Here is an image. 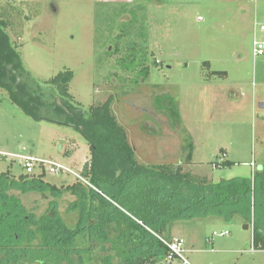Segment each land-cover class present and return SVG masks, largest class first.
<instances>
[{
    "label": "rangeland",
    "instance_id": "obj_1",
    "mask_svg": "<svg viewBox=\"0 0 264 264\" xmlns=\"http://www.w3.org/2000/svg\"><path fill=\"white\" fill-rule=\"evenodd\" d=\"M9 5L23 12L16 30L22 37L11 32L10 39L31 82L42 85L71 70L70 93L85 108L114 96L113 112L139 164L181 166L210 184L264 171V56L253 55L254 20L264 19V0H0V12ZM126 9L136 17L127 25L133 36L149 42L150 77L137 84L135 74L116 65L124 52L107 55L125 28L120 22L129 20L126 14L120 18ZM31 109L0 87V150L56 161L80 175L91 159L88 141L62 116L54 115L50 122L42 119L46 108L33 110L35 116ZM169 110L179 118L170 117ZM189 144L194 146L191 163L184 150ZM218 161L234 165L216 168ZM21 162L15 159L4 169L10 166L19 177L25 174ZM77 180L68 173L45 179L58 187ZM143 187H134L137 194ZM262 190L250 220L241 210L223 214L220 208L205 207L193 219L175 223L171 240L184 239L187 264H264V243H254L257 225L264 232ZM14 194L37 217L55 201L37 193ZM75 200L70 194L57 200L70 227L77 223V212H68ZM222 232L229 234L222 237ZM95 255V264H102L106 254ZM157 264L184 262L160 259Z\"/></svg>",
    "mask_w": 264,
    "mask_h": 264
},
{
    "label": "trees",
    "instance_id": "obj_2",
    "mask_svg": "<svg viewBox=\"0 0 264 264\" xmlns=\"http://www.w3.org/2000/svg\"><path fill=\"white\" fill-rule=\"evenodd\" d=\"M22 13L11 5L0 12V87L9 91L17 104L23 102L27 109L32 106L31 116H35L36 108H46L48 114L43 120L54 122V115L62 116L67 125L85 137L91 159L80 176L93 187L79 178L72 185L58 187L45 181L46 172L17 177L10 166L0 171V264H95L98 255L95 252L100 251L106 254L102 256V264H157L169 252L157 236L170 241L175 223L193 219L205 207L220 208L223 214L241 210L250 220L248 214L264 188V171L251 178L210 184L207 179L199 180L184 172L181 166L174 170L170 165L139 164L128 133L113 112L114 96L98 106L85 108L70 93L74 79L71 70L61 72L42 85L31 82L22 66L18 47L10 39L11 32L22 37L16 31L17 16L22 18ZM125 14H130L127 9L120 13V18ZM131 15L129 20L120 22L125 28L120 29L113 40L114 52L108 51L107 55L124 52L117 58L116 65L126 74H135L133 83L137 84L139 79L148 80L151 63L148 62V38L133 36L127 27L135 22L134 13ZM154 64L158 66L157 62ZM39 104L42 107H38ZM169 111L170 117L179 118ZM35 119L41 120V117ZM193 148V144L184 148L189 163ZM225 154L223 151L222 156ZM233 165L230 161L215 163L216 168ZM139 183L144 187L137 194L134 187ZM13 192L37 193L55 201L50 202L44 215L37 217ZM67 194L76 197L68 208L70 213L77 212V223L73 227L63 219L57 202ZM233 206L236 208L232 209ZM65 217L71 220L70 215ZM120 227L131 230V233L127 231L130 235L125 233V240L121 234H108L117 232ZM132 236L135 237L133 244ZM261 242L264 243V235L257 227L255 246Z\"/></svg>",
    "mask_w": 264,
    "mask_h": 264
},
{
    "label": "built area",
    "instance_id": "obj_3",
    "mask_svg": "<svg viewBox=\"0 0 264 264\" xmlns=\"http://www.w3.org/2000/svg\"><path fill=\"white\" fill-rule=\"evenodd\" d=\"M252 3H256L257 0H250ZM264 35V19L254 20V41H253V55L255 58L264 56V39L262 36ZM21 160V165L25 171V174H41L46 172L47 174L59 175L63 173L73 174L77 176L80 180H82L86 185L93 187L88 181L84 180L80 175L76 174L73 170H70L67 166L44 158H37L34 156H26V155H14L5 153L0 150V171H3L8 162L12 164V161ZM11 160V161H10ZM10 164V165H11ZM228 232H222L220 236H227ZM214 235H217L215 233ZM160 240L168 247L169 252L166 256L165 260L167 262H172L175 260H182L184 264H187L188 261L184 256V239L181 238H173L172 240H164L160 238Z\"/></svg>",
    "mask_w": 264,
    "mask_h": 264
},
{
    "label": "crops",
    "instance_id": "obj_4",
    "mask_svg": "<svg viewBox=\"0 0 264 264\" xmlns=\"http://www.w3.org/2000/svg\"><path fill=\"white\" fill-rule=\"evenodd\" d=\"M264 192V191H263ZM258 200H259V196H258ZM253 206L256 208V205H254L253 204ZM127 213V212H126ZM129 216H131L129 213H127ZM133 218V217H132ZM134 220H136L135 218H134ZM139 224H141L143 227H146L145 225H143L142 223H139ZM257 224V223H256ZM257 227L259 228V231H260V233L263 235L264 234V232L262 231V229H261V227H259L258 225H257ZM117 228H119V227H117ZM125 227H120V229H118V231L117 232H112V231H109V235H111V234H113V233H116V235L118 236V234H121V238H123L124 240H125V238H124V236H125V233L127 234V231L128 232H130L131 233V230H125L124 229ZM147 228V227H146ZM149 229V228H148ZM150 230V229H149ZM152 231V230H151ZM130 233H128L127 235H130ZM155 234V233H154ZM155 236H157V235H155ZM157 237H159V239L160 238H162V237H160V236H157ZM128 238V237H127ZM134 240H135V237H133L132 236V244H133V242H134ZM137 240V239H136Z\"/></svg>",
    "mask_w": 264,
    "mask_h": 264
},
{
    "label": "water",
    "instance_id": "obj_5",
    "mask_svg": "<svg viewBox=\"0 0 264 264\" xmlns=\"http://www.w3.org/2000/svg\"><path fill=\"white\" fill-rule=\"evenodd\" d=\"M260 107L263 109V108H264V103H261V104H260ZM244 229H245V230H249V229H250V225H245V226H244Z\"/></svg>",
    "mask_w": 264,
    "mask_h": 264
}]
</instances>
